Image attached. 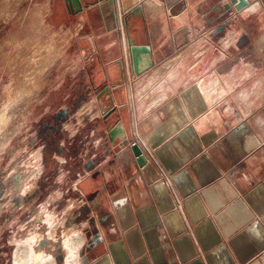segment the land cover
Instances as JSON below:
<instances>
[{
    "label": "crops",
    "instance_id": "crops-1",
    "mask_svg": "<svg viewBox=\"0 0 264 264\" xmlns=\"http://www.w3.org/2000/svg\"><path fill=\"white\" fill-rule=\"evenodd\" d=\"M79 1L73 14L67 0H38L53 32L42 54L59 59L31 70L85 98L78 119L103 124L116 106L151 151L124 177L104 124L90 130L75 188L92 235L79 264H264V0L229 13L228 0H147L118 20L111 0ZM129 40L150 49L139 76ZM123 57L124 88L98 99L118 87Z\"/></svg>",
    "mask_w": 264,
    "mask_h": 264
},
{
    "label": "rangeland",
    "instance_id": "rangeland-1",
    "mask_svg": "<svg viewBox=\"0 0 264 264\" xmlns=\"http://www.w3.org/2000/svg\"><path fill=\"white\" fill-rule=\"evenodd\" d=\"M37 3L0 0V119L7 118L0 128V264H24V259L37 264L39 252L43 259L53 255L54 264H66L65 240L76 232L88 242L92 235L83 227L88 221L91 225V207L81 204L75 185L84 160L79 154L93 141L90 130L104 123L91 116H72L83 105L74 98L75 90L67 86L56 90L52 80L45 83L44 72L31 70L41 60L59 59L43 55L41 47L53 32L38 21ZM68 94L72 96L67 98ZM70 105H76L68 116L73 117L70 124L65 122L59 135L46 137L50 129L41 134L51 116ZM106 132L104 124V147L109 149ZM58 145H64L62 155ZM144 151L149 158L151 151ZM84 253L85 247L80 248L78 260Z\"/></svg>",
    "mask_w": 264,
    "mask_h": 264
},
{
    "label": "water",
    "instance_id": "water-1",
    "mask_svg": "<svg viewBox=\"0 0 264 264\" xmlns=\"http://www.w3.org/2000/svg\"><path fill=\"white\" fill-rule=\"evenodd\" d=\"M147 0H121L122 8L118 7V0H111L110 5L114 6L113 14L118 20L121 17V14L132 10L139 12L142 10L146 4ZM117 3V4H116ZM67 4L73 14H78L83 12V8L79 0H67ZM251 5L250 0H228L226 3V12L229 13L233 9L240 12L243 9ZM93 48L94 42L89 38ZM130 46V57L132 59L133 71L135 75L139 76L144 69L142 68L140 61V54L149 53L150 49L148 46L144 45H134L132 41L129 40ZM94 50V49H93ZM95 51V50H94ZM152 63L150 62L148 67ZM126 59L123 57L119 61V74L120 80L118 83L114 82L111 79L112 84H118V87L111 90L110 87H106L101 95H109L110 101H113V94H116L121 88L125 86L126 81ZM99 99V98H98ZM121 112L116 108L112 107L104 115V124L107 129V137L110 143V148H113L115 151L114 159L120 167V171L124 177H131L137 173L139 168L144 167L148 164V156L146 155L143 147L138 143H132V137L130 134V129H128L125 123L122 120ZM115 119H118L115 123ZM107 146V144H106ZM109 148V149H110ZM127 172V174H126Z\"/></svg>",
    "mask_w": 264,
    "mask_h": 264
},
{
    "label": "bare ground",
    "instance_id": "bare-ground-1",
    "mask_svg": "<svg viewBox=\"0 0 264 264\" xmlns=\"http://www.w3.org/2000/svg\"><path fill=\"white\" fill-rule=\"evenodd\" d=\"M6 120H7L6 116H2V118L0 119V128L5 127ZM73 234H72V237L70 235L71 237L70 240L67 239L64 242V246L66 249V259H65L66 264H78V256H79L80 248L83 244L82 236L75 232L74 237H73ZM41 256L42 255L39 252L36 258L37 264H54L55 263L54 261L55 259H53V255L52 257L48 256L44 259L41 258ZM23 263L27 264L26 259H24Z\"/></svg>",
    "mask_w": 264,
    "mask_h": 264
},
{
    "label": "flooded vegetation",
    "instance_id": "flooded-vegetation-1",
    "mask_svg": "<svg viewBox=\"0 0 264 264\" xmlns=\"http://www.w3.org/2000/svg\"><path fill=\"white\" fill-rule=\"evenodd\" d=\"M82 98L80 97V99H78V103L82 101ZM77 104V103H76ZM76 108V105H70L69 106H65L64 108L60 109L58 112H56L55 114H53L50 118V123L46 122L43 126V128L41 129V134H45L47 130H51V133L49 135H47L46 137H53L54 135H59L63 124L67 121V118L69 116V114L74 111ZM46 141V138H45ZM46 151L49 150L50 145H46ZM57 151L59 153H63V149L61 147V145L57 146Z\"/></svg>",
    "mask_w": 264,
    "mask_h": 264
}]
</instances>
